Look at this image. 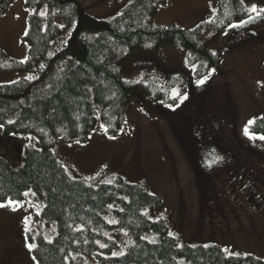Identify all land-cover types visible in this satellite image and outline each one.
<instances>
[{
  "label": "rangeland",
  "instance_id": "obj_1",
  "mask_svg": "<svg viewBox=\"0 0 264 264\" xmlns=\"http://www.w3.org/2000/svg\"><path fill=\"white\" fill-rule=\"evenodd\" d=\"M79 1L90 15L103 19L113 18L131 2ZM220 1L164 0L152 20L153 27L198 31L202 43L221 55L211 76H198L192 52L183 47L135 51L123 66L125 80L157 88L166 85L168 76L181 75L185 89L168 85L165 98L157 97L156 91L151 97L135 89L119 135L111 137L98 118L87 141L60 138L52 152L73 177L91 186L122 178L156 195L164 210L153 218L167 219L180 243L219 245L264 260V140L244 134L250 120L264 115V13L250 11L253 5L264 8V0H243L249 16L244 21L225 29L208 28ZM49 12L47 6L39 11L44 17ZM30 14L26 0H15L0 17V50L9 59H28ZM55 21L63 26L57 16ZM70 36L68 31L57 38L53 50L65 46ZM37 76L38 70L0 73V84ZM201 79L203 84L198 83ZM180 96L187 99L181 103ZM30 148H41L36 136L7 135L0 127V158L13 168L22 166ZM27 193L20 202L23 207L8 202L0 207V264H37L33 250L38 237L52 241L57 235L56 223L42 219L44 203L33 191ZM118 209L112 204L104 215L110 226L104 235L118 245L109 254L101 253L105 257L125 254L133 242L117 227ZM86 257L100 264L95 256Z\"/></svg>",
  "mask_w": 264,
  "mask_h": 264
},
{
  "label": "trees",
  "instance_id": "obj_2",
  "mask_svg": "<svg viewBox=\"0 0 264 264\" xmlns=\"http://www.w3.org/2000/svg\"><path fill=\"white\" fill-rule=\"evenodd\" d=\"M14 1L0 0V17ZM162 2L131 0L113 18L103 19L90 15L79 0H26L31 11L25 37L28 59H9L0 50V73L38 70L36 78L0 84V125L5 133L34 135L41 143L40 149L25 151L19 169L0 158V204L10 199L22 202L24 193L33 191L34 198L44 203L42 219L57 225L52 241L38 237L33 250L37 264H92L86 255L95 256L100 264H264V260L234 249L225 251L219 245L180 243L167 219L153 218L164 210L156 195L122 178L91 186L73 177L52 152L60 138L87 141L98 118L111 137L119 135L135 89L161 98L169 94L168 85L185 89L186 79L181 75L168 76L166 85L157 88L125 80L123 66L135 51L183 47L192 52L198 76L208 78L217 68L221 55L202 43L198 31L153 27ZM46 6L50 12L44 17L39 11ZM218 6L208 28L225 29L249 17L241 0H221ZM68 31L71 36L66 45L53 50L54 41ZM249 131L264 135V115ZM112 204L119 207L117 227L133 242L125 254L105 257L101 253L109 254L118 246L103 232L110 228L104 215Z\"/></svg>",
  "mask_w": 264,
  "mask_h": 264
},
{
  "label": "snow or ice",
  "instance_id": "obj_3",
  "mask_svg": "<svg viewBox=\"0 0 264 264\" xmlns=\"http://www.w3.org/2000/svg\"><path fill=\"white\" fill-rule=\"evenodd\" d=\"M241 2H243V0H241ZM250 11H251L252 13H256L257 16H260V14L264 13V8H261V9L258 10L257 7L253 5V6H251ZM255 18H256V17H251V16H250V20L255 19ZM244 23H247V21H245ZM233 27H237V25H233ZM27 79H32V77H28ZM198 83L203 84V83H204V80L201 79ZM174 95L179 96V93H174ZM184 99H187V97H186V96H180V102H181V103L183 102ZM10 122H11V121H10ZM248 124H249V125H252V124H254V121L250 120V121L248 122ZM0 127H2V125H0ZM102 127H103V126H102ZM244 134H245L246 136H248L249 139H260V140H264V135L257 136V135H255L254 133H251V132L249 131V128H248L247 126H246L245 129H244ZM77 143H79V141H77ZM24 195L26 196V195H28V193H24ZM33 195H34V193H33ZM8 204H9V205H16V206H19V207H23V205L20 204L19 201H13V200H11V199L8 201ZM0 207H5V205H4V204H0ZM13 210H15V208H14ZM125 235H127V233H125ZM100 246H101V247H106V245H104V244H101ZM32 247H33L32 245H29V248H30V249H31ZM225 251H227V250H225ZM113 255H116V253H113ZM121 255H123V253H121Z\"/></svg>",
  "mask_w": 264,
  "mask_h": 264
},
{
  "label": "flooded vegetation",
  "instance_id": "obj_4",
  "mask_svg": "<svg viewBox=\"0 0 264 264\" xmlns=\"http://www.w3.org/2000/svg\"><path fill=\"white\" fill-rule=\"evenodd\" d=\"M237 142H240V143H241V141H240V139H239V138L237 139Z\"/></svg>",
  "mask_w": 264,
  "mask_h": 264
}]
</instances>
